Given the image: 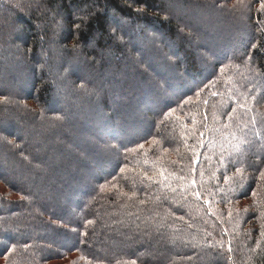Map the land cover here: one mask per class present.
<instances>
[{
	"label": "trees",
	"instance_id": "obj_1",
	"mask_svg": "<svg viewBox=\"0 0 264 264\" xmlns=\"http://www.w3.org/2000/svg\"><path fill=\"white\" fill-rule=\"evenodd\" d=\"M0 264H264V0H0Z\"/></svg>",
	"mask_w": 264,
	"mask_h": 264
},
{
	"label": "rangeland",
	"instance_id": "obj_2",
	"mask_svg": "<svg viewBox=\"0 0 264 264\" xmlns=\"http://www.w3.org/2000/svg\"><path fill=\"white\" fill-rule=\"evenodd\" d=\"M75 13L77 14L78 12H75ZM66 24H68L67 20H66ZM66 24L64 23V25H66ZM64 35H65V33H64ZM62 44H64V43L62 42ZM42 70H43V67H42ZM1 189L5 190V188H3L2 186H1Z\"/></svg>",
	"mask_w": 264,
	"mask_h": 264
}]
</instances>
